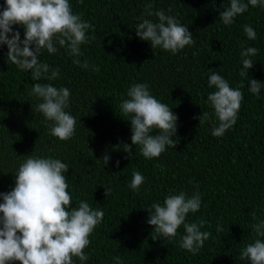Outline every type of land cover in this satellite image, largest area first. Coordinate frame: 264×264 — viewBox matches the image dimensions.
Returning <instances> with one entry per match:
<instances>
[{"label": "trees", "instance_id": "16d2710c", "mask_svg": "<svg viewBox=\"0 0 264 264\" xmlns=\"http://www.w3.org/2000/svg\"><path fill=\"white\" fill-rule=\"evenodd\" d=\"M4 0H0L2 10ZM163 9L176 16L192 33L195 44L176 54L152 49L148 41L136 36L135 27L144 15L145 5ZM73 12L90 22L88 35L95 39L81 45L90 67L72 63L64 48L56 54L42 51V62L60 68L54 81L41 80L71 90L70 107L77 117L72 139L61 141L49 134L48 125L35 106L40 102L30 95L34 83L30 71H22L7 58V46L0 45V192L15 186L18 166L28 156L52 157L69 165L65 173L73 207L86 200L94 209L104 211L102 223L90 237L85 249L89 259L84 264H249L239 256L243 247L253 242L251 225L255 212L264 220V87L259 96L247 89L248 80L240 76L244 47H256L250 78L264 84V8L249 7L225 26L219 11L229 0H70ZM171 9L169 12L168 10ZM157 22L155 16L145 17ZM257 33L249 40L243 25ZM21 34L23 27L14 25ZM91 66L99 71H92ZM213 69L235 88L244 82L241 109L235 125L222 137L211 134L218 124L207 97L208 71ZM145 82L150 92L167 103L178 116L174 148L159 158L148 160L134 145L130 159L122 143L131 144L129 117H121L120 104L134 83ZM210 113V120L199 123L200 114ZM120 145L117 149L115 146ZM107 154L110 161L103 165ZM119 161V165L116 161ZM161 167H157V165ZM133 170L145 181L138 192L130 187ZM105 188L110 194L105 196ZM185 191L201 195V208L189 213L187 220L203 218L201 229L212 236L196 255L179 247L184 229L173 241L153 240L146 207L163 202L170 192ZM2 202V198H0ZM221 227L223 231H217ZM19 264V262H15ZM75 264H81L75 260Z\"/></svg>", "mask_w": 264, "mask_h": 264}, {"label": "clouds", "instance_id": "9594fccd", "mask_svg": "<svg viewBox=\"0 0 264 264\" xmlns=\"http://www.w3.org/2000/svg\"><path fill=\"white\" fill-rule=\"evenodd\" d=\"M82 3L83 0H78ZM264 8V0H229L227 7L219 11V21L225 26L235 22V17L245 13L249 7ZM169 12L171 9L168 10ZM155 16L157 22L145 17ZM136 36L148 41L152 49L161 48L176 54L185 47L195 44V39L187 25L176 16L167 15L163 9L153 10V4L145 5L144 15L137 18ZM14 25L23 27V39ZM94 26L73 12L70 0H4L0 10V45L7 46V58L22 71H30L33 84L30 95L40 102L35 111L40 112L48 125L49 134L61 141H68L76 133L77 117L66 111L70 107L71 90L56 87L51 83L60 77L59 66L52 67L42 62L43 50L56 54L64 48L72 63L82 69L90 67L89 61L79 59L84 55L81 45L88 44L95 36L88 35ZM249 40H256V30L249 24L243 25ZM256 47H244L240 76L248 80V91L259 96L261 81L249 77L248 70L254 65L258 55ZM92 71H99L91 66ZM208 71V86L215 89L208 94L207 101L214 110L218 124H214L211 134L222 137L238 119L244 100V82L233 88L229 82L213 69ZM121 117L130 122L131 144L122 143L128 159L132 156L133 146L139 145L144 158H159L168 148H174L177 140L178 116L167 103L161 102L151 92L145 82L134 83L127 90V98L120 104ZM210 113L199 115V123L210 120ZM117 149L120 145L115 146ZM103 165L110 156L105 154ZM119 165V161H116ZM161 167V165H157ZM69 165L52 157L28 156L19 164L15 173V186L8 192H0V264H81L89 259L85 249L91 244L90 237L104 219V211L94 209L86 200H79L73 207L69 192V180L65 173ZM129 187L138 192L145 177L133 170ZM105 188L104 195L110 194ZM201 195L194 192L189 196L185 191L170 192L163 202H154L146 207L152 226V239L166 238L173 241L181 226L184 234L180 237L179 247L192 255L203 248L212 233L201 229L207 223L203 218L196 222L187 220L189 213L200 210ZM251 225L253 242L246 244L239 258L249 264H264V220H257L256 213ZM217 231H223L218 226ZM115 264H123L122 257L112 258Z\"/></svg>", "mask_w": 264, "mask_h": 264}]
</instances>
